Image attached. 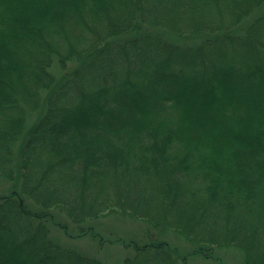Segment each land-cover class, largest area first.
<instances>
[{
  "label": "trees",
  "instance_id": "trees-1",
  "mask_svg": "<svg viewBox=\"0 0 264 264\" xmlns=\"http://www.w3.org/2000/svg\"><path fill=\"white\" fill-rule=\"evenodd\" d=\"M0 183V264H264V0H0Z\"/></svg>",
  "mask_w": 264,
  "mask_h": 264
},
{
  "label": "rangeland",
  "instance_id": "rangeland-1",
  "mask_svg": "<svg viewBox=\"0 0 264 264\" xmlns=\"http://www.w3.org/2000/svg\"><path fill=\"white\" fill-rule=\"evenodd\" d=\"M192 43L194 41L188 44ZM57 74L58 76L61 75L58 71ZM7 186L8 184L0 183V190ZM92 226L94 232L98 234L97 239H93L88 235L79 236L77 232L65 235L56 229H50L51 235L57 238L63 246L74 248L88 256H95L106 264H121L124 258L131 255L130 249L127 250L121 240L126 242L133 239L143 241L150 235V230L146 224L117 216L100 219L92 223ZM161 239H164L176 250L184 252L189 249L182 238L171 232L166 233ZM215 258H219L220 264H242V255L235 250H219L215 252ZM186 263L216 264L211 259H204L195 255L187 257Z\"/></svg>",
  "mask_w": 264,
  "mask_h": 264
}]
</instances>
